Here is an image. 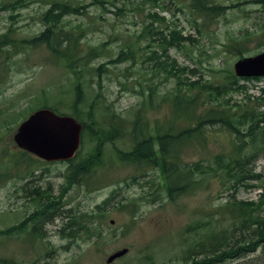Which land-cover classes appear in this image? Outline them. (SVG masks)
I'll list each match as a JSON object with an SVG mask.
<instances>
[{
	"label": "rangeland",
	"instance_id": "374dc122",
	"mask_svg": "<svg viewBox=\"0 0 264 264\" xmlns=\"http://www.w3.org/2000/svg\"><path fill=\"white\" fill-rule=\"evenodd\" d=\"M91 1L83 0L88 8L64 16L59 25L77 30L72 63L48 44L28 43L47 28L42 19L47 5L38 0H0V35L9 32L18 42L24 39L23 49L15 53L7 46L0 57V115L13 113L8 121H0V230L19 226L9 234L0 232V264L4 259L17 264H186L185 248L199 235L193 227L220 217L223 208L216 207L231 194L238 200H257L259 189L252 182L223 189L215 178L171 199L160 168L145 169L121 158V153L133 151L138 128L122 138L101 140L105 160L88 184L68 185L67 162L34 161L30 172L19 176L1 156L15 146L13 130L23 116L45 102L69 114L76 104L91 129L99 126L93 123L97 120L169 121L176 79L155 58V53L165 54L162 35L178 29L186 38L179 46L167 47L169 60H176L185 81L224 82L237 59L264 49V0H210L217 6L211 14L201 11V0ZM145 24L152 26L141 35ZM131 48L137 56L119 62L120 51ZM244 83V89H233L222 100L233 108L252 102L264 109V78ZM146 102L151 107L143 112ZM8 124L13 125L11 132ZM167 127L175 130L171 122ZM209 136L230 149L231 138L223 127L210 128ZM98 141L90 129L85 131V156L98 150ZM195 150L185 152V159H196ZM113 155L119 162L110 161ZM254 164L264 167V158ZM34 184L53 193L52 209L44 205L50 197L33 196ZM109 197L102 214L93 212ZM72 213H83L88 222L82 229L93 225L101 237L74 232L81 228L70 227ZM122 247L129 251L108 263L107 257ZM261 251H248L244 258L256 259Z\"/></svg>",
	"mask_w": 264,
	"mask_h": 264
},
{
	"label": "trees",
	"instance_id": "16d2710c",
	"mask_svg": "<svg viewBox=\"0 0 264 264\" xmlns=\"http://www.w3.org/2000/svg\"><path fill=\"white\" fill-rule=\"evenodd\" d=\"M38 1L47 5L42 19L48 26L38 36L29 39L28 43L30 45L48 44L54 52H58L62 58L64 57L65 61L73 63L71 60L75 54V47H72V41L79 37L76 33L77 30H63L59 25L64 16L83 12L86 7L88 8V3H84L83 0ZM93 1L97 3L101 0ZM200 3L201 11L207 12V14H211L217 8L210 0H201ZM151 26L152 24H145L140 34L147 32ZM63 36L66 38L64 39ZM183 39L185 37L181 35V32L174 29L168 34L162 35L165 54L155 53L159 67L176 79L172 106H170V113L167 116L175 130L168 128L166 121L161 129L139 128V126L146 125V122L137 120L134 125L138 127L139 131L134 137V149L121 153V158L142 166L147 157H155L156 161L157 154H161L162 158L159 156L158 158L162 162L160 167L164 177L163 188L171 199L177 195L192 192L198 189L203 182L215 178L222 182L223 189L234 190L240 184L252 182L253 187L260 189L258 199L238 200L234 194L227 197L224 203L216 207V211L223 208L220 217L205 220L193 227L199 235L185 248L184 258L186 264H222L227 263L228 260H233L235 264H264V167L258 168V165L254 164L256 160L264 158V109H262V105L256 108L252 102H246L244 105L241 104L233 108L228 104V100H226L227 103L222 100L225 95L230 94L231 90L244 88V85L240 84V78L231 70L228 75L230 79L218 84L208 80H204V82L202 80L185 81L180 75L182 70L179 69L176 60H169L167 55V47L179 45ZM23 40L18 42L12 39L9 32L0 35V57L7 46L13 48L15 53L23 49ZM136 56L137 54L132 48L127 51L123 50L119 54L118 61L133 59ZM88 57L89 55L84 56V58ZM73 68L75 69L74 65ZM138 85L142 86V83L138 82ZM77 94L81 95L79 86H77ZM149 96L151 98V93ZM148 104L149 102H146L144 107L149 106ZM44 106L51 107L56 111L61 108L59 105H49L46 102ZM72 108L71 113L81 119V112L77 105L75 104ZM12 114L9 112L0 115V121H8ZM83 123L84 132L90 129V136L93 139L115 140L122 136L115 129L107 131L100 128L99 121H93L99 126L92 129L88 127L87 121L83 120ZM217 125L223 127L230 135V149L210 140L209 129ZM6 128L8 132H11L13 125L8 124ZM137 136H141V139ZM155 141H157L158 147ZM98 142V149H102L101 141ZM211 143H214L216 147L213 148ZM189 149H196L195 152L198 154L196 159H185V152H188ZM1 157H3L5 165L11 166L14 174L19 176L30 172L33 162L38 161L36 157L14 147ZM78 157H85V159L71 164L73 179L81 182L79 183L81 185L88 184L96 172L95 169L102 164V161L97 159L95 153ZM109 158L112 163L116 160L115 155L109 156ZM90 184L92 185V181ZM92 186L97 187V185ZM45 190L40 191L38 186H35L32 193L39 198L50 197V201L47 200L44 205H47V209H51L53 193L48 189ZM109 201L110 199H107L98 204L93 212L98 211L102 214ZM67 211L71 215V209ZM72 216L73 219L69 222L70 227L73 228L72 224H75L81 228L76 231L73 228L74 232L85 231L95 239L101 237L99 233L95 232L96 227L93 225L84 226L82 229V223L88 222L83 213L79 215L72 213ZM205 228L206 232H203ZM260 249L262 251L257 252L256 259L253 257L244 258L248 251H259ZM235 259L237 260L235 261ZM5 262L17 264L10 261Z\"/></svg>",
	"mask_w": 264,
	"mask_h": 264
},
{
	"label": "water",
	"instance_id": "95a60500",
	"mask_svg": "<svg viewBox=\"0 0 264 264\" xmlns=\"http://www.w3.org/2000/svg\"><path fill=\"white\" fill-rule=\"evenodd\" d=\"M235 72L240 76L264 75V51L244 57L235 63ZM14 140L26 149L47 160L71 158L81 140V124L69 115H60L49 108L39 109L20 123ZM127 249L111 254L107 261L126 253Z\"/></svg>",
	"mask_w": 264,
	"mask_h": 264
},
{
	"label": "bare ground",
	"instance_id": "6f19581e",
	"mask_svg": "<svg viewBox=\"0 0 264 264\" xmlns=\"http://www.w3.org/2000/svg\"><path fill=\"white\" fill-rule=\"evenodd\" d=\"M242 132V131H241ZM40 210V209H39ZM37 214V213H36Z\"/></svg>",
	"mask_w": 264,
	"mask_h": 264
}]
</instances>
